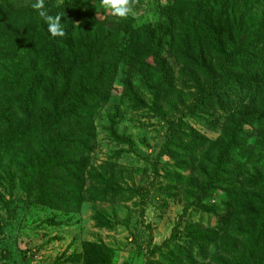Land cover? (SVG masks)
I'll list each match as a JSON object with an SVG mask.
<instances>
[{
	"label": "rangeland",
	"instance_id": "obj_1",
	"mask_svg": "<svg viewBox=\"0 0 264 264\" xmlns=\"http://www.w3.org/2000/svg\"><path fill=\"white\" fill-rule=\"evenodd\" d=\"M158 1L129 0L132 13L120 18L102 8L101 0H45L48 14L67 8L69 18L62 26L75 37L89 26H102L99 35L110 32L115 40L99 44L110 47L115 57L105 69L103 87L82 100L93 131L88 147L75 158L82 160L79 168L66 162L61 168L50 155L38 154L40 142L22 144L0 164V264H208L213 254L223 253L228 238L236 239V215H231L229 233L219 230L226 189L206 183L201 170L204 166L211 171L215 156L208 155V147L221 134L225 109L259 107L252 99L259 87L251 84L236 91L227 86L229 101H218L206 96L204 80L184 71L183 59L177 58L187 57L181 43L196 38L192 28L201 19L199 12H221L225 0H200L202 9L198 2L180 0L164 10L165 1ZM32 3L35 0H0V12L36 13ZM256 5L264 11V2ZM151 23L166 32L161 47L145 44V37L144 46L133 43L140 35L137 28ZM0 29H5L0 30V42L7 45L8 23ZM225 44L230 51L232 44ZM249 52L251 57L243 62L221 63L232 73L248 71L264 80V45ZM160 58L166 75H149L147 62L158 66ZM74 74L76 83L77 77H87L83 70ZM127 83L137 94L136 103L127 96ZM259 124L243 125L232 149L233 166H242L243 172L258 166L259 156L251 146L261 132ZM194 136L206 140L193 141ZM167 140L169 155L162 152ZM67 142L62 141L65 149ZM257 144L254 152L260 150ZM188 145L194 153L185 151ZM187 158L195 160L194 170L185 164L181 169L180 162Z\"/></svg>",
	"mask_w": 264,
	"mask_h": 264
},
{
	"label": "trees",
	"instance_id": "obj_2",
	"mask_svg": "<svg viewBox=\"0 0 264 264\" xmlns=\"http://www.w3.org/2000/svg\"><path fill=\"white\" fill-rule=\"evenodd\" d=\"M152 1L154 4L159 3L158 0ZM163 1L165 4L161 6L162 10L175 7L180 0ZM255 1L225 0L221 12L214 9L201 10V19L193 23L196 27L192 28L196 38L193 36L190 41L187 37L181 43L186 49L187 57L177 55L180 61L183 59L184 71L188 70L199 82L204 80L206 96H212L218 101H229L225 93L227 86L235 88L236 91L250 88L251 84L259 87L252 97L259 102V107L251 109L246 104H240L236 108L225 109L221 134L208 147V155L214 153L215 156L210 161L211 171L204 166L201 170L206 183H218L226 189L224 194L228 202L225 204L224 213L218 215L221 225L219 230L229 233L231 215L240 218L235 223L236 239L228 238L223 245V253L213 254L208 264H264V80L258 75L251 77L248 71L232 73L221 63L228 59L236 62L243 58L249 59L250 47L264 45V11L255 9L256 4L264 0L257 3ZM184 2H190L191 5L198 2L201 9L203 6L200 0ZM255 13L259 15L254 16ZM58 14L61 15L63 25L69 18V11L60 7L50 15ZM5 21L8 23L11 38L6 41L7 45L0 42V164L22 144L40 142L38 154L50 155L53 163H60L61 168L64 162L73 169L79 168L78 164L82 160L75 158L81 149L88 147L93 131L92 123L87 121L88 116L82 110V100L103 87V78L108 75L105 69L115 54L110 47L106 48L99 43H111L115 39H110V32L99 35L103 31L102 26L95 29L89 26L84 32L77 31L75 33L78 37L63 28L62 37H52L37 14L25 10H17L12 14L0 12V28ZM167 28L171 29L172 26ZM137 30L140 35L133 43L161 47V37L166 32H159L156 23L143 25ZM94 35L104 38L93 40ZM79 41H85L86 44ZM226 41L232 44L230 51ZM173 45L171 42V49ZM177 51H181L180 47ZM229 54L231 57H228ZM93 59H96V63ZM149 62V75L159 74L162 78L166 75L165 62L161 58L158 66L152 65L150 60ZM79 70L85 71L87 77H77L76 83V79H73L74 71L76 73ZM86 82L90 84L86 85ZM73 83L75 87L72 86ZM126 87L127 96L136 103V92L130 83ZM66 101L69 106L65 105ZM257 122L261 123V132L256 136V143L251 146V152L253 150V154H258V166L254 165L251 173L243 172L240 170L242 166H233L235 163L231 157L232 149L240 140L242 132L239 129L245 124ZM65 139L69 147L66 149L62 144ZM198 140L206 139L203 136L193 137V141ZM256 144L260 146V150L254 152ZM184 149L187 153L195 152L191 145ZM162 152L169 155V140L164 143ZM182 164L194 170L196 162L193 158H187L180 162L181 169L185 168ZM177 176L186 178L181 174ZM234 199L235 204L231 206ZM29 258L30 255L27 260Z\"/></svg>",
	"mask_w": 264,
	"mask_h": 264
},
{
	"label": "clouds",
	"instance_id": "obj_3",
	"mask_svg": "<svg viewBox=\"0 0 264 264\" xmlns=\"http://www.w3.org/2000/svg\"><path fill=\"white\" fill-rule=\"evenodd\" d=\"M102 8L110 10L111 14L120 18H127L132 13L129 0H101ZM31 8L36 10L39 19L47 26V32L52 37H62L64 35L61 24V15H50L45 10V0H35Z\"/></svg>",
	"mask_w": 264,
	"mask_h": 264
}]
</instances>
